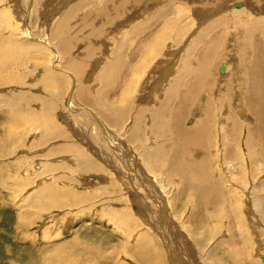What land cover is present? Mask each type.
Returning a JSON list of instances; mask_svg holds the SVG:
<instances>
[{
    "label": "bare ground",
    "instance_id": "obj_1",
    "mask_svg": "<svg viewBox=\"0 0 264 264\" xmlns=\"http://www.w3.org/2000/svg\"><path fill=\"white\" fill-rule=\"evenodd\" d=\"M24 1L27 2L25 22L28 23L29 27L27 28L28 30H20L22 31V36L27 38L22 41L20 39L19 41H7L9 42L7 44H5V42H0L4 43V45L0 44V60L3 62L7 59L11 61L10 63L19 62L17 59H22V57L27 55L35 58L36 54H33L37 50L33 53L32 49L43 48L40 45L41 42L43 44L45 43V46H50L48 42L49 38L46 36V40L45 36H41L43 33L40 37L38 34L41 29L35 27V21H38L36 20L38 18L33 15L36 12H40L41 14L42 9L34 5L38 0H29V2L28 0ZM70 2H68L69 5L61 11L57 20L55 18L56 21L54 20V23L52 21L47 27V34L50 30V40H57L56 48L50 46L54 51L53 56H55L56 59L53 57V60H50L54 69H58V66L61 64L62 68H59L60 70L68 69L72 72L70 74L71 76L69 75L71 84V91H69L72 95L74 94L82 104H88L90 106L87 105L89 108L86 107L89 112H98L101 117L100 119H104L114 126H118V124L119 126L121 124L124 126L125 118H131V125L129 129H127L125 138L128 143L131 145L133 144L135 147V151L139 157L135 156L138 159L137 161L142 165V169L139 166H136L134 170L128 167V172L132 170L128 178L130 179V177H132L131 181L133 177L136 178L135 181L133 180L132 186L135 190L133 192L137 194L134 195L130 193L132 197L130 199L132 201L131 205L126 204L127 206L123 205L122 207V205L118 206L114 203L108 205L113 208H109L108 206L104 209H102V207L100 208L103 214H108L110 217L115 218L114 223L116 225H119L120 221L118 220H122L123 222L125 221L126 225L128 224L129 227H133L130 231L135 229L138 232L136 234V236H138L136 244V246H138V256L135 252H130V254H133L137 258L141 256L140 258L142 259L140 260V264H146L147 262L160 264L151 257L150 260L145 261L148 255L147 249L151 251L152 256L156 258L161 256V252L155 241L152 240L147 242L146 239H144V241L140 240L147 236L146 230L144 233L138 230L137 228H140L141 225L138 220L133 222L132 218L133 213L135 211L138 213L143 207L145 210L147 209L146 211L148 213L152 210L149 202H142L143 198H145L143 192H148V194H150L149 192H151V190H144V186H140L137 180L138 178L135 176V172L139 174V172L142 171L144 174L142 177L145 178L143 183L145 185L149 179V176L146 174L147 172L145 173V171L148 170L152 173L151 178H154L155 181L161 176V180L157 181L159 183L162 181L164 182L165 179H172L175 184H178L177 191H173L176 192L173 195L179 199L183 198L182 195L184 198L190 195L184 201L187 202V204L185 202L186 205L189 204L188 206H190V209L192 208L188 214L191 218V220H189L190 223H192V221L193 223L200 221V223L195 224V226H202L207 223L203 222V219L205 221H209L210 218L215 220L216 217V219H218V213L216 212L217 208L223 209L226 223H234L231 229L230 227L226 228L228 237L227 240H225V248H223L222 244V246L219 244L220 249L223 248L222 250L225 251V259H228L232 264H258L254 260H251L248 255L249 249L245 247L250 236L244 229V214L247 220H249L248 215L249 218L254 217L256 219L258 224V227H256L259 228V232L255 233L254 230V233L257 234L258 237H264V0H72ZM32 6L33 11L30 9ZM221 6H228L230 11L225 12V15L210 19L211 14L214 15V12L217 10L222 12ZM5 9L6 6L3 7L2 5L0 11H5ZM153 9L155 11L152 13L151 10ZM2 13L4 14V12ZM192 13L195 15V19H193ZM6 15L8 16V13H6ZM16 16L14 17L17 19ZM8 17L10 18L11 16ZM74 17H78L80 21L76 20V18L74 19ZM2 20L0 13V29L6 19L3 22ZM71 20H74V22ZM15 21L19 24L18 20ZM194 24H197L195 29L193 28ZM192 31L195 32L194 35L191 33L192 36L189 37L186 41L187 43H185L184 37L188 32ZM78 36H80V38ZM117 36H120V39L118 38L116 42H112L111 40L115 39ZM13 37L14 33H11V31L10 33L8 31L6 35L0 34V38H6L8 40ZM79 42L83 43V48L77 46ZM28 48L29 50L32 48L29 53L27 52ZM80 48H82V50ZM46 50L47 49L43 51ZM80 52L82 53L80 54ZM43 53H38L37 55L40 54L42 56ZM59 53H62L61 59L56 57L60 56ZM46 55H48V52L44 54L43 57ZM43 57L42 60L44 59ZM225 59L227 61L229 60V64H227L226 61L225 71L220 73V65ZM33 60L34 59H32V61ZM91 61H94L93 66H95V68L98 63L99 65L102 63V67L100 69L97 68L98 70L96 72L89 75L91 74ZM39 62H41L42 67L39 69L40 75L38 74L36 79L42 83L43 87L39 85L40 88L36 90L42 93L48 90V95L41 93L30 94L28 88V90L26 89L25 91H13L12 94L15 96L10 99H3L2 94H0V109H4V111L8 109L13 112V114L15 110L26 113V104L34 100L38 101L37 104H39L40 101L44 108L31 112V117L38 124L37 127L39 126L40 128L39 134L41 138L34 146H48L49 149L45 151L38 150V152L42 153L44 160V162L41 161L38 164H40V174L41 172L42 174L47 172L49 174L51 173L52 180L49 182L47 177L46 180L48 183L39 181L43 185H41L35 194L29 197L32 199L30 205L37 209H34V212H30V215H19L18 223L20 228L24 230L23 233L28 230L30 225L35 224V220L42 218L43 214L48 213L52 208H57L61 211V209L64 210V208L69 205L72 206L78 202L90 201V194L87 195L85 191L86 195H80L77 200H73L66 204L64 200H66L65 198L68 190L66 189V184H64L65 182L62 185H58V187H61L60 189H58V187L55 188L56 186L53 184V180L59 182V179H65L63 174L65 166L61 165L64 158L71 159L72 155H74L77 162H75L73 166L79 170L81 174L89 173L90 171H95L96 173L97 171V179L100 180L101 185H105V181L103 180L105 178H100L102 177L101 165L94 164L93 161L85 158L81 152L83 148H80V150L76 147L78 142L74 141V143L62 144L65 140H62L61 143L56 141V138L60 140L69 138L67 132L65 133L64 131L66 127L64 128L63 126L62 129L60 125L54 124L55 122L53 123V120L51 121V118H48V116L51 117V115H49L51 110L54 109L55 111L56 108L67 105L62 104L64 101L63 95L66 93L67 89V85L64 83L65 75H63L64 78H62V76H59L60 74L58 75L57 72L55 73L56 70L54 71L50 66H45V62H43L44 66L41 60ZM215 62L218 64H215ZM21 64H23L22 60H20L17 65L20 66ZM38 64L35 63L34 66L32 65V68L38 69ZM4 65L5 64H3V66ZM3 66L2 68L4 69L6 65ZM37 69L30 70L32 72ZM4 70H6V68ZM91 72H93V70H91ZM28 74L31 73L29 72ZM28 74H24L26 75L25 77H27ZM128 75L141 80H139L136 87L137 81L135 79H133L129 87L125 86L124 90L129 100L127 97H124L125 104L123 107L119 108L117 102H115L117 107L113 108L114 106L110 104H114L112 103L114 97H111L112 99L110 101L109 94H115V92H117L116 90L120 87L119 85H121L120 78L126 76L125 79H128ZM87 77L89 80H86ZM166 77L169 78V80L166 79L168 83L161 86V88L159 83L164 81ZM11 78L13 77L8 76L6 79L10 81ZM5 82L4 80V83ZM22 83L25 82H20V84ZM156 88L158 89L157 94L159 95L153 92ZM139 89L143 90L145 93L147 92V94L140 99L141 103L138 95ZM120 93H124V91ZM122 95H118V97ZM116 96L117 95H115V97ZM126 100L128 101L126 102ZM150 100L154 104V107L149 108ZM107 101H110V103ZM68 106L70 107L69 112H71L72 115L71 121H73L74 124L87 126V124L90 123L89 121L92 117L89 115V112H82L86 110L83 105L82 108L74 106L75 109L68 101ZM38 112L43 113L37 114ZM28 113L30 112L28 111ZM78 115L83 116V119H81L83 122L77 123L78 119H80ZM94 116L98 115H93V117ZM190 117L193 119H189ZM187 121L190 123H186ZM10 123L9 127L11 125ZM32 124L33 123H31V125ZM34 126L35 125H33V127ZM122 126L120 128H123ZM11 129L7 128L5 130ZM114 129L110 131H113V136L111 137H113L116 142L110 143L118 147L117 145H120L125 138L122 141L121 135L119 136L120 133L118 134L117 130ZM107 133L105 131V134ZM109 133L107 134V138L109 137ZM5 137L1 139L0 150L6 149L11 144V140H9V138L5 140ZM122 137L124 136L122 135ZM36 139L37 138H35V140ZM49 139H55V142L51 143ZM16 148H18V146L15 147V149ZM118 148L120 150V147ZM9 150L12 149L9 148ZM20 154L21 153H19V155ZM53 156H55V160L49 158ZM65 163L67 164V162ZM115 163H118V160H116L114 164ZM122 165H125V160L122 161ZM54 171H58V173L54 174ZM10 172L12 171L10 170ZM10 172L7 171L11 176L12 173L10 174ZM13 174L15 177V173ZM91 176L94 177L93 175ZM27 178L30 177L27 176ZM39 178L40 177H38V179ZM16 180L18 181V179ZM34 181L35 179L33 182ZM133 183L139 186V188H136ZM19 185L20 184H18V186ZM19 187L21 188V186ZM158 189L159 193L161 188ZM17 193L20 195L19 191ZM162 195L165 196L162 193L159 195V198L164 200ZM33 196H37V198L43 200L41 203H35V197ZM92 197L93 195L91 198ZM12 198L14 199L15 197ZM19 198L21 197L19 196ZM25 198H27V195ZM134 198H137L141 202L134 203L132 200ZM108 199H110V197ZM166 201L167 204L165 205L167 208L164 206V211L161 210L160 204H157L162 215L163 212L170 213V215L171 213H175L176 208L173 207L174 204L172 201L168 199ZM12 203H14V200ZM24 204L26 203L24 202ZM27 205L30 206L29 204ZM20 206L21 205H19V207ZM130 206H133L135 211L132 210ZM82 208L84 209V207ZM203 209L210 210V213L206 212V214H204ZM98 210L99 209H97V211ZM32 213L34 216H32ZM67 213L72 214L71 211H64L61 212L59 216L60 219H58V221L60 227H58V231L56 230L58 240L55 242L52 241L53 243L49 241L51 234L49 229L50 225L48 224L49 226L44 227L41 225L43 227H41L42 235L45 240L48 241H46V245L52 243L46 246L47 252L42 256L45 262L42 259L41 261L44 262L42 264H49V257L53 254L61 256L57 264H99L93 258L97 255H101L104 258L103 261L106 262L108 258L107 254H97L99 249L95 246L88 245L77 248L78 244L73 242V244H71L66 242L63 237L61 238L63 230L74 220V217L67 219ZM73 216L76 215L73 213ZM51 218L52 216H50V219ZM169 218L171 217L169 216L168 219ZM121 223L122 222H120V224ZM124 223H122L123 225L121 227H124ZM125 228L126 227H124V229ZM150 228H152V226ZM185 230L188 231V229ZM130 231L129 229L128 231L126 230V232L124 230L125 234L129 236L132 233ZM28 233L26 232L25 234L29 235ZM33 237L32 235V238ZM59 241L61 243H59ZM65 247L70 251H75V253L66 254L64 251ZM132 247L134 246L132 245L131 248ZM259 248L262 250H258L256 256L264 260V255H262V253H264V246H260ZM214 249L217 250L219 247L216 246ZM56 251H58V253H55ZM81 252H84V254L80 255L81 257H78L79 259H76V256ZM130 254L128 255L130 256ZM92 259L95 261H92ZM216 262L219 263L218 261ZM227 262L228 261L225 260V264Z\"/></svg>",
    "mask_w": 264,
    "mask_h": 264
},
{
    "label": "rangeland",
    "instance_id": "obj_2",
    "mask_svg": "<svg viewBox=\"0 0 264 264\" xmlns=\"http://www.w3.org/2000/svg\"><path fill=\"white\" fill-rule=\"evenodd\" d=\"M70 1H72V0H38L34 4V5H37L38 7L42 8V9L40 8L41 14H40V12H36L33 15L34 17L38 18V19H36L38 21H35V24H36L35 27L37 29H41L40 32L38 31L39 32L38 35L40 36L43 33V35H41V36H45L46 40L48 37L49 38L48 42L50 43V46L55 47L57 45L56 44L57 40L56 39L50 40V37H49L50 30L47 34V27L49 26V24L52 23V21L54 23L57 20L61 11H63V9L67 5H69L68 2H70ZM28 2H29V0H28ZM236 2H239V1H236ZM12 4L14 5V7ZM24 4H25V6H24ZM2 5H3V7L6 6L5 11H0L1 17L3 19L2 22L5 19L7 21L5 20L3 22L1 29H0V34L6 35V34H8V31H9V33L11 31V33L12 32L14 33V37L16 39L14 37L12 39H9V40L6 38H0V42H5V44H7V43H9L7 41H19V39L22 41L25 38H27L25 36H22L23 34L21 33L23 30H28L27 28L29 27L28 23L25 22L26 21V14H27V10H26L27 2H25L24 0H15V1L14 0H1V3H0L1 8H2ZM8 5H10V6H8ZM15 6H16V9H15ZM33 6L30 9H32ZM221 7H222V12L221 11L220 12L222 14L217 10L216 12H214V15L211 14L210 19H214L220 15H225V12L230 11L228 6H221ZM11 8H12V10H11ZM28 8H29V6H28ZM23 9H24V11H23ZM8 10H10V11H8ZM18 11L19 12L21 11V12L19 13ZM32 11H33V9H32ZM154 11H155L154 9L151 10L152 13ZM2 12H4V14ZM10 12H11V14H10ZM17 12L19 13V15ZM6 13H8V16H11L10 17L11 19L6 15ZM12 14H14V15H12ZM15 14L18 16H16ZM21 14L22 15L24 14V15L22 16ZM40 15H42V16H40ZM14 16H16L17 19ZM192 17H193V19H195V15L193 13H192ZM55 18H56V20H55ZM75 18L76 17H74V19ZM15 20H18L19 24H21V25H19ZM76 20L80 21V19L78 17L76 18ZM9 21H10V23H9ZM71 21L74 22V20H71ZM13 22H15V23H13ZM193 23H194V21H193ZM196 25L197 24L193 25L194 29H195ZM4 26H6V27H4ZM7 26H9V27H7ZM17 26H18V28H17ZM42 27H44V28H42ZM73 29H75V28H73ZM76 30H78V29H76ZM191 33H193V35H194L195 32L192 31V32L187 33L188 36L186 35L184 37L185 43H187L186 41L189 39V37L192 36ZM78 37L80 38V36H78ZM119 37L120 36H117L115 39H113L111 41L116 42ZM0 44L4 45V43H0ZM40 45L43 48H38V49H34V50L32 48H30V50H29V48L27 49L28 53L31 51V49H32L33 53H34V51L37 50L33 54V55L36 54L35 58L36 59L38 58L37 61L32 56H28V55L22 57V59L21 58L17 59L19 62H20V60L23 61V64H21L20 66L17 65L19 62L10 63L11 61L9 59H7L4 62L0 60V62L2 63V64L0 63V84L3 82L2 83L3 85L2 84L0 85V94H2L3 99H5V98L10 99V98L14 97L15 95L12 93H13V91L15 92V90L25 91L27 88L29 89L28 92L30 94L31 93H41L44 95H48V90H45L43 93L36 90V89H39L40 86L43 87L42 83L37 81V79H36L38 77V74L40 75L39 69H41V67H42L41 62H39V61L40 60L42 61V65H43V62H45V64H44L45 66H50L52 69H54L52 64H51V60H53V57H54V59H56V58H55V56H53L54 51L50 46H48V45L45 46V43L43 44L42 42ZM77 46L83 48V43L79 42ZM82 48H80V49L82 50ZM45 49H47V50L43 51ZM37 52L38 53L44 52V53L41 56L40 54L37 55L38 54ZM47 52H48V55H46V56H48V57H46V56H45L46 58L43 57L44 54H47ZM81 53L82 52H80V54ZM59 55L60 56H56V57L58 59H61L60 57H62L61 56L62 53L61 54L59 53ZM31 57H32V59H34L33 61L31 59ZM42 57L44 58L43 60H42ZM48 59H49V61H48ZM226 61L227 60L225 59L222 62V65H223L222 71H225V66H226L225 62ZM35 63H37V64L39 63L37 65L38 69L34 68L37 70L31 72V70H34L32 67L34 66ZM3 64L6 65V66L4 65L6 70H4L5 68L4 69L2 68ZM93 64H94V61H91L90 69L93 70V72H91V70H90L91 74H89V75H92L94 72H96L98 69H100L102 67V63H100V65L98 63L97 64L98 67L96 66V68H95V66H93ZM215 64H218V63L215 62ZM227 64H229V60L227 61ZM23 65H24V67H23ZM14 66H18V67H14ZM59 68H62L61 64L58 66V69ZM28 69H29V71H28ZM58 69L57 68L54 69V71L56 70L55 73L57 72L58 75L60 74L59 76H62V78H64L63 75H65L64 83H65V85H67L66 86L67 89H66V93H64V95H63L64 101L62 100L63 101L62 104H67V105L60 106V107L56 108L55 111H54V109L51 110L49 112V115H51V117L48 116V118L49 119L51 118L50 120L51 121L53 120V123L55 122L54 124H56L58 126L60 125L61 128L63 126H64V128L66 127L64 131H65V133L67 132V136L69 138L68 139L63 138L61 140L59 138H56L57 139L56 141H59V143H61L62 140H65L62 144L72 143V142L74 143V141L78 142L76 147L79 149L83 148L81 151L83 153V156L85 158H88L91 161H93L94 164L96 163L97 165H101L100 168L102 169V171H101L102 177H100V178H105V179H103L105 181L104 182L105 185H101L100 180L97 179V171H96V173H95V171H93V172L90 171L89 173L81 174V172L73 166V165H75L74 163L77 162L74 155H72L71 159L63 157L64 160H63L61 165L65 166V168L63 170V174L65 176V179L64 178L59 179V182L53 180V184L56 186L55 188H57L59 184L62 185L65 182L64 184H66V189L68 190L67 196L65 198L66 200H64L66 202V204L70 203L73 200H77L80 195L81 196L86 195V192H87V195L90 194L89 195L90 201L78 202L72 206L69 205L66 208H64V210L61 209V211H59V209H57V208H52L51 210H49L48 213H44L42 218H40L39 220H35V224H32L29 226L28 230L26 231L27 233L30 232V233H28L29 235L25 234L26 232L23 233L24 230L20 228L19 223H18L19 215H21V216L24 214L30 215V212H34L37 209V208L32 207L30 205L32 203V199L29 197H31V195L35 194V192L41 187V185H43V184H41V182L42 183H45V182L48 183V181L51 182V180H52V178H51L52 174L51 173L49 174L47 172V173L42 174V172H41V174H40V167H39L40 164H38L41 161L44 162L43 157H42V153L38 152V150H44L45 151L46 149H49L48 146L47 145L34 146L36 143H38L40 141L41 138H40V134H39L40 128H39V126L37 127L38 124L31 117L32 116L31 112L33 110H37V109H41V108L44 109V108L42 107V104L40 103V101H39V104H37L38 101L34 100V101L30 102L29 104H26V106H25V109H26L25 112L26 113H21L20 110H15L14 111L15 113L13 114V112H11L8 109H6L5 111H4V109H0L1 110L0 111V142H1V139L2 138L4 139L5 136H6L5 140L7 138H9V140H11V144L9 145V147H7L4 150H0V188L3 189V190L0 189V191H1L0 192V204H1L0 205V264H42V263H44L45 262L44 257H42V256H44L45 252H47L46 246H49L53 242L58 240V236L56 233L59 229L58 227H60L59 226L60 223H59L58 219H60L59 216L61 215V212H64V211L65 212L71 211V213H72V214L67 213V219H70V217L71 218L74 217V220L72 222H70L69 225H67V228H65L63 230V233L61 235V238L63 237L66 242H69L71 244H73V243L78 244L77 248H79V247L82 248L84 246L93 245L99 249L97 254L98 253H102V254L106 253L107 257H108L106 262L103 261L104 258L101 255H97V256L93 257L97 261V263H99V264H140L141 263L140 260L142 259V258H140L141 256L137 258L133 254H130V252L131 253L135 252L138 256V246H136L137 241H138L137 240L138 236H136V234L138 232L135 229L130 231V229H133V227L130 226L131 227L130 228L128 226V224L126 225V222L124 221L125 222L124 223L122 220H118V221L124 223V227H126L125 229H124V227H121L123 224L122 223L120 224V222H119V225L118 224L116 225L114 223L115 218L110 217L108 214L105 215L101 211L102 209H104L109 204L115 203L118 206L122 205V207H123V205L127 206L126 204L131 205L132 201L130 199L132 197H131L130 193L134 194V195L137 194L136 192H133L135 190L133 189V186H132V182H133V180L135 181L136 178L133 177L132 181H131L132 177H130V179L128 178V175L132 173V170H134L136 168V166H139V167L142 166L137 161L138 160L137 157H139V156L135 151V147L133 146V144L131 145L130 143H128L127 139L125 138L126 134H127V129H129V127L131 125L130 124L131 118H129V117L125 118L126 120H124V123H125L124 126H122V124L120 126H119V124H118V126H114L113 124L107 122L106 120L100 119L101 117L99 116L98 112L95 111V113H97V114L89 112L88 108L90 106L88 104L87 105L89 107L86 104L85 105L82 104L80 101H78L77 97H75L74 94H73L74 95L73 96L72 93H70L71 84H70L69 75L72 72L68 69H64L65 71L62 69H61L62 71L60 69H59L60 70L59 71ZM10 70L11 71L13 70L12 71L13 73ZM222 71H220V73H222ZM29 72L31 74H28ZM32 73H33V75H32ZM24 74H28V76L25 77L26 75H24ZM7 75L9 77H11V76L13 77V78H11L12 80L10 79L11 82L8 79H6L8 77ZM125 77L120 78V84L121 85H119L120 87L116 90L117 92H115V94H109L110 95L109 96L110 101L114 97L112 99V103H114V104H110V105L114 106L113 108H115L117 106L119 108L123 107V105L125 104L124 97L128 96L124 90L125 86L129 87L130 83L133 81V79H135L134 76H130V75L127 76V77H129L128 79H125ZM166 79L169 80V78L166 77L164 81L160 82L161 84L159 83L160 87L163 86L164 84L166 85L168 83L166 81ZM4 80L6 81L5 82L6 84L4 83ZM86 80H89L88 77L86 78ZM135 80L137 81V82L135 81L136 82L135 87H136L138 85L139 80H141V79L136 78ZM13 81H15V82H13ZM22 81H24L25 83L20 84V82H22ZM122 85L124 88L122 87ZM29 87H31V88H29ZM157 90L158 89L156 88L153 92L157 94ZM121 91L122 92L124 91V93H120ZM146 94H147V92L145 93L143 90L139 89L138 95H139L140 103H141L140 99L142 97H144ZM115 95H117V96L115 97ZM118 95H122V96L118 97ZM157 95H159V94H157ZM127 98L129 100V97H127ZM113 100H114V102H113ZM128 100H126V102ZM68 101L73 107L78 106L79 108L80 107L82 108V105L85 108L88 107V108H86L87 111L83 110L82 112H89V115L92 118L89 121L90 123L87 124V126L83 125L85 128L83 126H81L80 124H76V123L74 124L73 121H71L72 115H71V112H69L70 107L68 106ZM110 101H107V102L110 103ZM115 102H117V106H116ZM151 107H154V104L150 100L149 101V108H151ZM147 110H149V109H147ZM28 111L30 113H28ZM42 113L43 112H41V113L38 112L37 114H42ZM93 115H98V116L93 117ZM5 116H6V120H5ZM78 116L80 117V119H78L77 123L83 122L81 120V119H83V116L82 115H78ZM7 117H8V119H7ZM98 118H99V120H98ZM191 118L192 117H190L189 119H191ZM11 119H12V121H11ZM32 120H33V122H32ZM79 120H81V121H79ZM101 121H102V123H101ZM91 122H92V124H91ZM188 122L189 121H187L186 123H188ZM9 123L11 124L10 127H9ZM31 123H33V124L31 125ZM33 125H35L34 126L35 128L33 127ZM112 126H114V127H112ZM121 126L123 128H120ZM7 128L8 129L14 128V129L6 131L5 129H7ZM66 129H68L69 131ZM112 129L117 130L118 134L120 133L119 136L121 135L122 141L125 138V140L123 142L120 141L121 142L120 145H117L118 147H120V150L118 147H115L116 145H112V143L116 142V140L113 137H111V136H113V131H110ZM120 129H122V130H120ZM18 131L21 135L18 133ZM91 131H93V132H91ZM105 131H106V133L110 132L108 138H107L108 133L105 134ZM111 132H112V134H111ZM4 133H6V134H4ZM11 133H13V134H11ZM122 135L124 137H122ZM21 136H23L24 138ZM33 136H35V137H33ZM35 138H37V139L35 140ZM49 141L51 143H53V142H55V139H49ZM126 141H127V144H126ZM110 142H112V143H110ZM18 144H21V145H18ZM17 146H18V148L15 149V147H17ZM9 148H11L12 150H9ZM19 153H21V154L19 155ZM49 158H51L53 160L56 159L55 156L49 157ZM115 159L118 160V163L120 162L119 165H118V163H115L116 164V166H115V164H114V162L116 161ZM124 160H125V165L123 166L122 161H124ZM34 161H36L37 163ZM64 161L67 162V164ZM128 167L132 168V170L130 172H128ZM141 169H142V167H141ZM10 170L12 172H10ZM7 171L10 172V174L12 173L11 174L12 177L9 175V173H7ZM17 172H18V174H17ZM13 173H15V177H14ZM53 173L54 174L58 173V171H54ZM145 173L149 176V179L145 185L143 183L145 178L142 177L144 175L142 173V171L139 172V174L137 172H135V176L138 178L137 180L139 181L140 186L141 187L144 186L143 187L144 190H148V189L151 190V192H149L150 194H148V192H143V196L145 198H143L142 202H146V203L149 202V205H151L152 210L148 213L146 211L147 209L145 210V208L143 207L139 210V212H138L139 214H138L134 210L135 208L133 206H130L131 209L135 211L132 215V218H133V222L135 220L139 221L141 226H140V228H137L138 230L143 231V233L146 230L147 236H145V238L140 239V240L144 241V239H146L147 242H150L152 240L155 241L157 243L159 249H160V252H161L160 253L161 256H158V258H156L155 256H152V252L147 249L148 255H147V258L145 261H148L151 258H153L155 261H157L160 264H207V263L208 264L209 263H211V264H225V260H226V261H228L226 264H232L228 259H225V251L222 249L225 248V240H227V237H228L226 228L230 227V229H231V227L234 225V223L233 224L226 223L224 210L221 208H219V209L217 208L216 212L218 214L217 213L216 214L218 215V219H216L217 217L215 218V220L213 218H210L209 221H205L203 219V222H207V223L203 224L202 226H200V225L195 226V224H197V223L199 224L200 221H197L195 223H193V221H192V223H190L189 220H191V218L189 217L188 214L192 208L190 209V206H188L189 204L186 205L187 202L184 201L190 195H188L186 198H184V196L182 195L183 198L179 199L178 197L173 195L174 193H176L173 191H175V190L177 191L178 184H175L172 179H165L164 182L162 181L161 183H159L157 181L161 180V176H159V179L157 178L156 179L157 181H155L154 178H151L152 173L150 171L146 170ZM25 174L30 178H27V176ZM36 175H37V177H36ZM91 175H93L94 177H92ZM38 177H40V178L42 177L43 179L41 178V180H40V178L38 179ZM46 178H47V180L48 179L49 180L47 181ZM16 179H18V181ZM34 179H35V181L33 182ZM62 180H65V181H62ZM66 180H68V181H66ZM140 180H142V181H140ZM37 181H38V183H37ZM39 181H41V182H39ZM22 182H24V183H22ZM21 183H22V185H21ZM18 184H20L19 186H21V188L18 186ZM134 186L136 188L137 187L139 188V186H137L135 184H134ZM60 188L61 187H58V189H60ZM158 188H161V191H159V193H158V190H159ZM15 189H16V191L18 190L20 192V195H19V193H17L18 191L17 192L15 191ZM32 190L34 191V193ZM14 191H15V193H14ZM12 193L15 195H13ZM107 193H108V195H107ZM162 193L165 195V196L162 195L163 196L162 198H164V200L159 198V195ZM17 194H18V196H17ZM26 195H27V198H25ZM92 195H93V197L91 198ZM19 196L21 198H19ZM12 197H15V198L13 199ZM33 197H35V196H33ZM109 197H110V199H108ZM34 199H35V203H41V201L43 200V199L37 198V196ZM167 199L169 201L170 200L172 201V203L174 204L173 207L176 208L175 209L176 211L173 214L171 213V215H170V213L163 212V215H162V213L160 212V208L157 206V204H160V206L162 208L161 210H163L164 206L166 207L165 204H167V201H166ZM13 200H14V203H12ZM45 200H46V198H45ZM132 200L134 203L135 202L136 203L141 202L137 198H134ZM18 201L20 204L18 203ZM23 201L26 204H24ZM127 201H128V203H127ZM185 202H186V204H185ZM117 203H119V204H117ZM9 204H10V206H9ZM15 204H16V206H15ZM27 204H29L30 206H28ZM19 205H21V206L19 207ZM25 205H27V206H25ZM190 205H192V204H190ZM86 206H88V207H86ZM69 207H71V208H69ZM82 207H84V209ZM101 207H102V209H100ZM23 208H25V209H23ZM109 208H113V207L110 206ZM80 209L81 210L83 209V210L81 211ZM97 209H99V210L97 211ZM203 211H204L203 212L204 214H206V212L210 213L209 212L210 210H207V209H203ZM168 212H169V210H168ZM73 213L76 216H73ZM151 215H153V216H151ZM154 215H156V216H154ZM223 215H224V217H223ZM32 216H34V214ZM50 216H52L51 219H50ZM169 216L171 218L168 219ZM116 217H118V216H116ZM47 218H49L50 220ZM244 218H245L244 219V223H245L244 229L248 233V235L250 236V239L247 241L248 243H246V246H245V247H247V249H249L248 255L251 258V260H254L256 263L264 264L263 258L256 256L258 250H260V251L262 250L259 247L264 246V237H258V235L255 234V233L259 232V228H257L258 224H257L256 219L254 217H251V218H253V219H251V218H249V215H248L249 220H247L246 216L244 214ZM108 220H110V221H108ZM48 224L50 225L49 229H50L51 234H52V235L50 234L49 241L50 242L53 241V242L48 243V245H46L47 240H45L41 231H42V228L44 226H49ZM151 226H152V228H150ZM117 227H119V228H117ZM145 228H147V229H145ZM128 229L130 232H132L130 236L125 234L126 230L128 231ZM155 229H156V231H155ZM185 229H188V231H186ZM124 230H125V232H124ZM233 230H235V229H233ZM254 230H255V233H254ZM35 232H37V233H35ZM34 234H36V235H34ZM54 234H55V236H54ZM32 235L34 236L33 238H32ZM205 235H207V236H205ZM59 243H61V242L59 241ZM121 244H122V247H121ZM219 244L220 245L222 244L223 248L220 249ZM132 245L134 247L131 248ZM178 246H180V247H178ZM214 246L219 247V249H217L218 251L214 249L215 248ZM110 247H111V249H110ZM135 247H136V249H135ZM257 248H259V249H257ZM106 249H107V251H106ZM64 251L66 254L75 253V251H73V250L70 251L67 247L64 248ZM263 252H264V249H263ZM55 253H58V251H56ZM83 254H84V252H81L80 254H78V256H76V259L78 257H81L80 255H83ZM128 254H130V256ZM262 255H264V253H262ZM215 257H216V259H215ZM60 258H61V256H57V255L53 254L51 257H49V264H57L58 261L60 260ZM42 259L44 262L41 261ZM94 259H92V261H95ZM216 261H218L219 263H217ZM81 264H83V263H81ZM146 264H153V263L147 262Z\"/></svg>",
    "mask_w": 264,
    "mask_h": 264
},
{
    "label": "water",
    "instance_id": "obj_3",
    "mask_svg": "<svg viewBox=\"0 0 264 264\" xmlns=\"http://www.w3.org/2000/svg\"><path fill=\"white\" fill-rule=\"evenodd\" d=\"M222 69H223V65L221 64L219 70L222 71Z\"/></svg>",
    "mask_w": 264,
    "mask_h": 264
}]
</instances>
